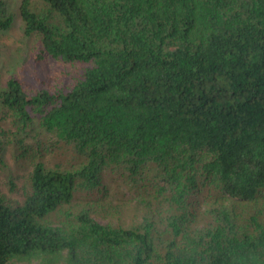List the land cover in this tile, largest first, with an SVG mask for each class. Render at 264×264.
<instances>
[{
  "label": "trees",
  "instance_id": "trees-1",
  "mask_svg": "<svg viewBox=\"0 0 264 264\" xmlns=\"http://www.w3.org/2000/svg\"><path fill=\"white\" fill-rule=\"evenodd\" d=\"M18 12L38 47L0 86V152L23 162L43 145L66 162L34 163L22 201L0 194V264H264V0ZM49 58L60 79L42 76Z\"/></svg>",
  "mask_w": 264,
  "mask_h": 264
},
{
  "label": "rangeland",
  "instance_id": "rangeland-1",
  "mask_svg": "<svg viewBox=\"0 0 264 264\" xmlns=\"http://www.w3.org/2000/svg\"><path fill=\"white\" fill-rule=\"evenodd\" d=\"M12 8L17 14L16 24L11 29V31L0 33V86L6 85L7 80L11 76V73L16 69V63L20 56H25L31 54L36 47H38V37L35 36L27 40L24 38V33L22 30V19L18 12V7L21 0H11ZM33 53V52H32ZM35 55L31 54L28 58ZM41 74L45 78H58L62 76L60 72L68 67L64 63L57 61L55 59L49 58L40 64ZM28 66L30 62L28 61ZM30 70L31 77L33 75V70ZM19 76V74H18ZM61 151V150H58ZM35 155L33 158L25 161H17L15 159L14 148L11 145H7L6 149L0 152V194H5L14 200L22 201L25 198V188L28 185V179L30 172L33 170L34 163L44 160L48 166H54L58 162L65 163L66 158L61 154H57V150H48L43 145L40 150L35 149L32 153ZM69 158V157H68ZM14 181L16 184V189L12 190L11 182ZM106 185L111 189V194L113 198H116L115 202L120 203L127 202L131 205L134 201L136 195L134 192L125 191L124 187L119 181L107 180Z\"/></svg>",
  "mask_w": 264,
  "mask_h": 264
}]
</instances>
